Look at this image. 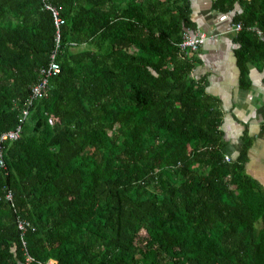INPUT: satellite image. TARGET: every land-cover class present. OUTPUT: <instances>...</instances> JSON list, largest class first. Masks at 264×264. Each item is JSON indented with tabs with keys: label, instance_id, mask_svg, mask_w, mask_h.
<instances>
[{
	"label": "trees",
	"instance_id": "16d2710c",
	"mask_svg": "<svg viewBox=\"0 0 264 264\" xmlns=\"http://www.w3.org/2000/svg\"><path fill=\"white\" fill-rule=\"evenodd\" d=\"M211 6L241 24L249 86L264 0ZM196 29L191 0H0V264H264L253 138L225 160L222 112L178 46ZM56 30L59 71L34 98Z\"/></svg>",
	"mask_w": 264,
	"mask_h": 264
},
{
	"label": "crops",
	"instance_id": "0c3cea01",
	"mask_svg": "<svg viewBox=\"0 0 264 264\" xmlns=\"http://www.w3.org/2000/svg\"><path fill=\"white\" fill-rule=\"evenodd\" d=\"M212 1L191 0L195 31L207 35L196 51L200 66L192 74L203 81L206 93L215 98L222 112L220 128L226 141V155H238L245 133L253 138L245 170L264 187V72L251 65L247 74L249 86L239 84L234 12L214 10Z\"/></svg>",
	"mask_w": 264,
	"mask_h": 264
},
{
	"label": "built area",
	"instance_id": "2783aa9c",
	"mask_svg": "<svg viewBox=\"0 0 264 264\" xmlns=\"http://www.w3.org/2000/svg\"><path fill=\"white\" fill-rule=\"evenodd\" d=\"M45 7L52 12L53 21L57 27L63 23V18L60 15L59 9L56 6L45 3ZM241 27L240 23L235 25V30H238ZM207 38L205 32L198 31H184L182 34L181 40L178 42V46L180 50H191L196 51L199 46L203 43V41ZM59 46V31L56 30L55 36V50L50 55L49 64L46 67H42L40 70L41 77L37 81V83L31 88V96L42 97L46 94L49 85H48V77L52 74H56L59 71V65L55 61L57 47ZM24 114L27 112L24 111ZM225 159L228 160L229 157L225 156ZM10 195L7 196L9 198ZM19 227H22V224H19ZM47 264H52V261H49Z\"/></svg>",
	"mask_w": 264,
	"mask_h": 264
},
{
	"label": "rangeland",
	"instance_id": "374dc122",
	"mask_svg": "<svg viewBox=\"0 0 264 264\" xmlns=\"http://www.w3.org/2000/svg\"><path fill=\"white\" fill-rule=\"evenodd\" d=\"M197 54H199V53L197 52ZM199 66H200V64H199L198 61L196 60V61H195V66H194L193 70H194L195 68L199 67Z\"/></svg>",
	"mask_w": 264,
	"mask_h": 264
},
{
	"label": "clouds",
	"instance_id": "9594fccd",
	"mask_svg": "<svg viewBox=\"0 0 264 264\" xmlns=\"http://www.w3.org/2000/svg\"><path fill=\"white\" fill-rule=\"evenodd\" d=\"M237 24H238V23H237ZM240 25H241V24H240ZM233 29L235 30V25H234V28H233ZM235 31H237V30H235ZM198 49H199V48H198ZM198 49H197V50H198ZM197 50H196V51H197ZM196 51H194V52H196ZM225 156H228V155H225ZM225 156H224V158H225ZM225 160H226V159H225Z\"/></svg>",
	"mask_w": 264,
	"mask_h": 264
}]
</instances>
